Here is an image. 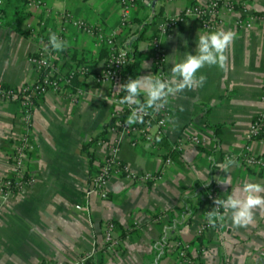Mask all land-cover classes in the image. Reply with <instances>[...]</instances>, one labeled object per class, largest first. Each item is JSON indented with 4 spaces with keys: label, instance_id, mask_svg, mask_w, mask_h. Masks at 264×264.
I'll list each match as a JSON object with an SVG mask.
<instances>
[{
    "label": "crops",
    "instance_id": "obj_1",
    "mask_svg": "<svg viewBox=\"0 0 264 264\" xmlns=\"http://www.w3.org/2000/svg\"><path fill=\"white\" fill-rule=\"evenodd\" d=\"M44 1L49 8L69 10L105 33L117 27L119 7L111 0ZM207 1L138 0L133 20L142 26L143 37L133 44L134 78L152 74L149 37L155 24L180 13L188 4ZM252 8L264 13V0H255ZM43 11L42 7L38 16L30 10L25 21L37 24ZM51 25L58 29V21L52 20ZM218 29L235 33L224 53L225 67L205 66L197 73L205 77L201 87L168 98L167 126L157 148L143 142L132 145L126 134L108 129L113 105L107 83L95 84L91 77L79 80L83 93L76 103L52 92L44 95L33 112L34 149L29 169L35 183L0 208V264H36L40 259L72 263L83 251L98 246L101 222L108 218L121 226L138 225L139 229L123 235L120 255L109 259L96 255L100 264H150L145 258L162 236L175 239L167 243L165 257L154 264H178L172 253L173 240L190 243L188 254L195 258V264H264V210L260 209L254 211L252 223L242 228H234L230 213L224 214L220 228L209 232L206 252L195 254L194 241L205 204L201 192L214 184L225 199L242 181L264 185V171L249 170L237 161L238 166L233 165L229 173L219 167L225 153L243 148L251 120L264 107L259 98L264 81V21L238 29L229 17ZM203 33L211 32L201 30L195 19L188 17L162 36L166 65L172 67L173 56L179 60L187 53L194 55ZM64 41L63 51L52 50L57 63L80 60L92 72L102 71L104 45L71 26ZM39 45L40 36L29 35L23 24L12 28L0 19V82L19 86L35 80L29 57ZM140 99L143 102L145 97ZM16 109L14 103L0 101V173L10 167L8 143L20 132ZM192 135L204 141L190 142ZM98 137L119 139L117 157L134 171L164 170L165 177L155 185L112 177L105 199L92 195L86 200L88 177L104 153L103 147L89 140ZM181 137L185 138L182 149H172ZM248 146L253 152H264L260 141H251ZM165 157L171 159L167 164ZM228 175L231 184L221 183ZM172 219L177 226L171 224Z\"/></svg>",
    "mask_w": 264,
    "mask_h": 264
},
{
    "label": "built area",
    "instance_id": "obj_2",
    "mask_svg": "<svg viewBox=\"0 0 264 264\" xmlns=\"http://www.w3.org/2000/svg\"><path fill=\"white\" fill-rule=\"evenodd\" d=\"M119 7V19L116 29L105 33L98 25L88 22L75 13L62 9H52L45 5L44 0H29L27 10H32L43 18L37 24L28 21L23 23L24 30L32 36H40V45L30 54L29 60L36 72V78L19 86L7 85L0 82V101L14 103L17 106L16 120L20 132L8 143V158L10 167L0 173V208L10 197L30 189L35 183V176L29 169L30 157L33 152V112L37 104L45 94L52 92L60 95L70 103H76L83 93L82 83L74 86V79L80 80L91 77L93 83H107L111 88L112 109L110 111V123L108 129L118 134H126L132 145L138 142L157 148L159 140L165 135L169 108L166 104L159 112L147 109L142 114V122L127 124V119L132 109L128 105H118V101L126 95L118 91L119 86L133 74L126 72V66L133 61L134 37L141 32L142 26H136L132 22V15L137 7L135 0H111ZM1 2V1H0ZM255 0H209L203 4H188L182 11L175 15H169L155 24L154 34L149 39L151 52L152 75L162 79H168L171 75L170 68L166 65V51L161 43V38L174 27L182 23L186 18L195 19L200 29L205 32H214L224 25L230 17L234 26L238 29H248L254 24L260 25L264 21V13L253 10ZM58 21V29L55 34L64 41V34L68 27H73L85 36L95 39L97 44L104 45L105 60L102 71L92 72L85 63H77L66 68L64 63H57L53 59V51L47 47L44 39L46 32L51 31V21ZM42 30H44L42 32ZM260 101L264 105V81L261 87ZM157 137L160 139L157 140ZM94 143L103 147L104 153L100 156L98 166L94 173L88 177V183L84 190L86 200L94 195L105 199L108 195L106 185L112 177H124L133 184L155 185L165 177L164 170L136 172L129 165L117 157L120 146L119 139L104 140L100 137ZM190 142L200 144L204 138L190 136ZM260 141L264 144V107L251 120L244 136V146L239 152H228L223 156L233 157L243 167L252 171H264V152L257 153L249 149L248 143ZM185 144V138L181 137L172 146V149L181 150ZM171 161L170 157L164 158V164ZM216 198L223 199L216 185L206 187V201L203 207V219L197 229L195 241L196 256L206 252L209 246V232L220 228L223 221H217L215 227H210L206 214L214 207ZM223 213V209H220ZM139 229L138 225L129 224L121 226L113 219H103L101 222V239L96 248L83 251L78 259L68 264H100L96 255L109 259L122 252V238ZM189 242L173 240L172 253L178 264H195V258L188 254ZM36 264H56L53 260L40 259Z\"/></svg>",
    "mask_w": 264,
    "mask_h": 264
},
{
    "label": "clouds",
    "instance_id": "obj_3",
    "mask_svg": "<svg viewBox=\"0 0 264 264\" xmlns=\"http://www.w3.org/2000/svg\"><path fill=\"white\" fill-rule=\"evenodd\" d=\"M235 39V33L231 30L218 29L211 33H203L196 42L195 54H186L177 60L175 56L170 60V77L162 79L152 74L129 78L119 86L118 91L126 93L119 101L118 105H128L132 109L127 119V124L142 122L147 109L159 112L165 107L170 96L185 89L201 87L205 80L204 76L197 73L205 66L225 67L226 56L224 55L228 46ZM52 50L59 52L66 47V42L61 41L55 33H50L48 45ZM145 97L142 102L140 97ZM111 103V101H109ZM160 138L157 137V140ZM236 165L233 157H225L224 162L219 166L225 173H229L230 168ZM231 184V178L221 182ZM264 185L248 181H242L241 186L234 189L225 199L216 198L215 207L206 214L210 227H215L217 221L224 219V214L230 213L231 222L234 228L247 227L253 221V214L256 209L264 210ZM220 209H223L221 213Z\"/></svg>",
    "mask_w": 264,
    "mask_h": 264
},
{
    "label": "trees",
    "instance_id": "obj_4",
    "mask_svg": "<svg viewBox=\"0 0 264 264\" xmlns=\"http://www.w3.org/2000/svg\"><path fill=\"white\" fill-rule=\"evenodd\" d=\"M0 1H1L0 2V19H5L6 23L10 27L19 28L25 22V20L29 17L30 12L27 10V3L29 0H0ZM135 1L137 4L138 0H135ZM135 10H134V12H135ZM132 22L134 23L133 15H132ZM145 26L146 25H144L143 27H145ZM43 31L44 30H42V32ZM55 32H56V30L52 26L51 31L46 32V34L44 35V39L48 42L50 33H55ZM151 36L149 37V39L151 38ZM142 37H143V34L141 31L138 36L133 38L132 43H131L132 47H133V44L135 43V41L138 40L139 38H142ZM105 53L106 52L104 49V54ZM134 54H135L134 51H132V55H134ZM76 62L81 63L80 60H77ZM77 63L72 64L71 62H66L65 67L69 68V67H72L74 64H77ZM135 67H136V64L134 62H130L126 66V72H128L131 75L132 70ZM79 80H80L79 78L74 79V82H73L74 86H77L79 84ZM210 185L211 184H209L208 186H210ZM201 196L206 201V190L201 192ZM194 209H196V207L193 208V210ZM171 224L176 225V226L178 225L175 223V219H172ZM172 239H175V238L173 236H162L157 242H155L154 247H153V253L150 256H147L145 258L146 262L149 261V262H151L150 264H154V262H158L159 260L163 259L166 255L167 243Z\"/></svg>",
    "mask_w": 264,
    "mask_h": 264
},
{
    "label": "rangeland",
    "instance_id": "obj_5",
    "mask_svg": "<svg viewBox=\"0 0 264 264\" xmlns=\"http://www.w3.org/2000/svg\"><path fill=\"white\" fill-rule=\"evenodd\" d=\"M29 11V10H28Z\"/></svg>",
    "mask_w": 264,
    "mask_h": 264
}]
</instances>
